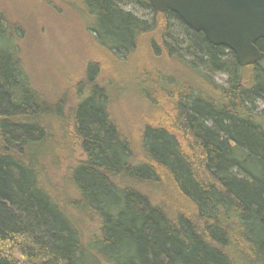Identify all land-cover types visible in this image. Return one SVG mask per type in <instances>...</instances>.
Instances as JSON below:
<instances>
[{"label":"trees","instance_id":"16d2710c","mask_svg":"<svg viewBox=\"0 0 264 264\" xmlns=\"http://www.w3.org/2000/svg\"><path fill=\"white\" fill-rule=\"evenodd\" d=\"M82 1L99 47L126 59L147 40L195 80L137 81L159 119L143 125L135 145L113 116L100 65L89 62L71 126L62 101L51 106L37 89L21 54L23 29L0 6V264H264L260 63L241 67L233 52L149 0ZM128 2L150 11V21L124 10ZM257 46L264 52V40ZM211 74L227 75L228 85ZM157 89L172 115L152 97ZM55 120L82 153L67 178L75 197L63 200L42 169L61 149Z\"/></svg>","mask_w":264,"mask_h":264},{"label":"rangeland","instance_id":"374dc122","mask_svg":"<svg viewBox=\"0 0 264 264\" xmlns=\"http://www.w3.org/2000/svg\"><path fill=\"white\" fill-rule=\"evenodd\" d=\"M0 6L10 23L23 29L21 54L37 89L51 106L62 101L63 116L71 126L73 112L79 102L77 87L84 79L89 62L100 65L99 80L110 89L113 116L123 129L131 133L135 145H138L143 125L157 123L159 119V114L154 111L157 109H152L151 102L138 89L137 81L147 77L145 74H150L155 81L158 75L175 74L195 80L191 72L177 66L165 52L160 57L156 55L147 40L141 42L136 53L126 59L120 55L118 59L99 47L96 35L90 30L93 19L82 0H0ZM123 8L143 20L151 19V12L142 10L137 4L128 2ZM259 68L264 70V59ZM212 78L220 85H228L227 75L214 74ZM156 91L152 97L159 102L165 115H172L171 100L161 89ZM257 109L264 111V102L257 103ZM58 122H51V133L55 134L61 149L51 153L42 169L45 171V185L63 200L75 197L67 178L70 169L82 159V153L71 141L73 139L65 143ZM66 132L70 130L66 129ZM189 142L184 146L191 148L193 142ZM193 161L199 164L196 158ZM81 225L86 232L94 227L92 221L84 220Z\"/></svg>","mask_w":264,"mask_h":264},{"label":"water","instance_id":"95a60500","mask_svg":"<svg viewBox=\"0 0 264 264\" xmlns=\"http://www.w3.org/2000/svg\"><path fill=\"white\" fill-rule=\"evenodd\" d=\"M153 10L176 14L213 46L233 52L241 67L260 63L264 52V0H149Z\"/></svg>","mask_w":264,"mask_h":264}]
</instances>
